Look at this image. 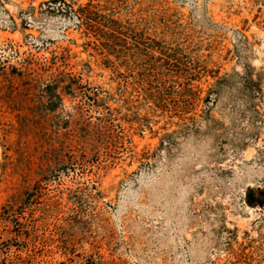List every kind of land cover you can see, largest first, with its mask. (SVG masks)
Returning <instances> with one entry per match:
<instances>
[{
  "label": "rangeland",
  "instance_id": "rangeland-1",
  "mask_svg": "<svg viewBox=\"0 0 264 264\" xmlns=\"http://www.w3.org/2000/svg\"><path fill=\"white\" fill-rule=\"evenodd\" d=\"M256 189L264 0H0V264H264Z\"/></svg>",
  "mask_w": 264,
  "mask_h": 264
},
{
  "label": "trees",
  "instance_id": "trees-1",
  "mask_svg": "<svg viewBox=\"0 0 264 264\" xmlns=\"http://www.w3.org/2000/svg\"><path fill=\"white\" fill-rule=\"evenodd\" d=\"M79 15V18L81 19V21L83 22L82 24L85 27L86 32H91L94 34V36L96 37V39L102 44L101 46L104 48L105 51H107V54H120V52H122L124 46L120 45L117 43V31H118V27L116 26V29H110V30H105V25H102L101 20L99 21L98 19H92L89 16L95 15V13L90 12V11H86L84 13H80L79 11L77 12ZM89 17V18H88ZM85 18H87V20H85ZM117 24V21H112V23ZM102 25V27H101ZM117 56V55H116ZM250 192H253V189L249 190ZM256 191H259L262 193L263 197L262 199H249L247 201V204L250 207H264V190L261 189H256ZM33 192H30L27 194L26 196V201H29L30 197H32ZM4 210H1L0 213H3ZM9 216H5L3 217V221L5 222H9L10 219H8ZM12 233V232H11ZM17 235V234H16ZM20 235V234H19ZM1 239V238H0ZM81 264H89V263H81Z\"/></svg>",
  "mask_w": 264,
  "mask_h": 264
}]
</instances>
